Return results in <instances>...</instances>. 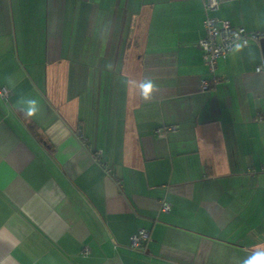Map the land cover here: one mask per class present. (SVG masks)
<instances>
[{
	"label": "crops",
	"instance_id": "1",
	"mask_svg": "<svg viewBox=\"0 0 264 264\" xmlns=\"http://www.w3.org/2000/svg\"><path fill=\"white\" fill-rule=\"evenodd\" d=\"M206 1L0 0V264L264 251V37L219 58L202 90ZM216 1L209 16L264 31V0ZM141 228L148 240L129 248Z\"/></svg>",
	"mask_w": 264,
	"mask_h": 264
},
{
	"label": "built area",
	"instance_id": "2",
	"mask_svg": "<svg viewBox=\"0 0 264 264\" xmlns=\"http://www.w3.org/2000/svg\"><path fill=\"white\" fill-rule=\"evenodd\" d=\"M218 3L216 0H207L203 6V19H202V31L203 35L198 40V45L201 50L203 62L207 68V72L210 75L208 79L201 81L200 86L202 90L208 89L211 85L215 84L217 78L215 76L216 62L219 58L225 57L229 52L233 51L234 44L239 42L237 37L233 33H238L241 40H246L248 44L256 42L258 39L264 37V31H247L243 27H234L227 20L216 19L208 15V11L216 9ZM246 45V46H247ZM264 67L257 66L255 70L260 72ZM10 95L9 90L2 86L0 87V98L6 100ZM264 119V117H259ZM175 126L170 125L163 129H157L156 135L158 137L163 136L164 130H172ZM80 137V135H79ZM94 157L101 164L103 169L107 170V165L101 162L100 151L94 153ZM170 208L168 202H161L159 210L166 212ZM149 238V230L145 228L138 229L134 234L129 237L128 246L131 249H141ZM82 252L87 254L88 249L83 248Z\"/></svg>",
	"mask_w": 264,
	"mask_h": 264
},
{
	"label": "clouds",
	"instance_id": "3",
	"mask_svg": "<svg viewBox=\"0 0 264 264\" xmlns=\"http://www.w3.org/2000/svg\"><path fill=\"white\" fill-rule=\"evenodd\" d=\"M233 34L237 37V41H239L234 44L233 50L236 52H240L247 45L248 42L246 40H241L238 33ZM157 87L158 86L154 85V83L150 80L140 84V97L145 101L151 99L152 93L157 90ZM22 107L26 114V117L28 118L34 117L39 111V105L36 99L29 100L28 105ZM243 264H264V251L255 252L252 256L246 259Z\"/></svg>",
	"mask_w": 264,
	"mask_h": 264
}]
</instances>
